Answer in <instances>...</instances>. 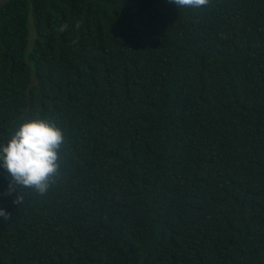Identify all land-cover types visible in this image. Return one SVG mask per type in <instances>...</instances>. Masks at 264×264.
<instances>
[{"label": "trees", "instance_id": "obj_1", "mask_svg": "<svg viewBox=\"0 0 264 264\" xmlns=\"http://www.w3.org/2000/svg\"><path fill=\"white\" fill-rule=\"evenodd\" d=\"M37 117L61 176L0 168V264H264V0H9L0 143Z\"/></svg>", "mask_w": 264, "mask_h": 264}, {"label": "clouds", "instance_id": "obj_2", "mask_svg": "<svg viewBox=\"0 0 264 264\" xmlns=\"http://www.w3.org/2000/svg\"><path fill=\"white\" fill-rule=\"evenodd\" d=\"M178 8L200 9L211 0H167ZM67 29L61 25L59 31ZM66 137L57 123L49 117L26 118L11 131L6 143H0V168L8 174L7 195L16 193L13 203L23 202L20 189L44 196L61 176L62 152ZM0 208V217H10Z\"/></svg>", "mask_w": 264, "mask_h": 264}, {"label": "water", "instance_id": "obj_3", "mask_svg": "<svg viewBox=\"0 0 264 264\" xmlns=\"http://www.w3.org/2000/svg\"><path fill=\"white\" fill-rule=\"evenodd\" d=\"M9 0H0V7L4 4V3H6V2H8Z\"/></svg>", "mask_w": 264, "mask_h": 264}, {"label": "rangeland", "instance_id": "obj_4", "mask_svg": "<svg viewBox=\"0 0 264 264\" xmlns=\"http://www.w3.org/2000/svg\"><path fill=\"white\" fill-rule=\"evenodd\" d=\"M32 37V33L30 34V38Z\"/></svg>", "mask_w": 264, "mask_h": 264}]
</instances>
